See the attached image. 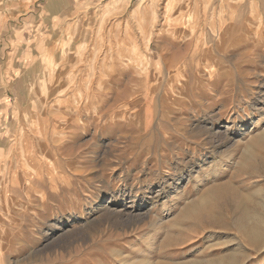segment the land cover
<instances>
[{
	"label": "rangeland",
	"instance_id": "obj_1",
	"mask_svg": "<svg viewBox=\"0 0 264 264\" xmlns=\"http://www.w3.org/2000/svg\"><path fill=\"white\" fill-rule=\"evenodd\" d=\"M263 130L264 0H0V264H264Z\"/></svg>",
	"mask_w": 264,
	"mask_h": 264
},
{
	"label": "bare ground",
	"instance_id": "obj_2",
	"mask_svg": "<svg viewBox=\"0 0 264 264\" xmlns=\"http://www.w3.org/2000/svg\"><path fill=\"white\" fill-rule=\"evenodd\" d=\"M254 138L252 139V140H250V141H253V142H255V143H257L259 146H260V150H259V152L257 153V152H254V151H252L251 150V148H245L243 151H242V153H241V156H240V163H239V168H240V170H239V172H241V171H245V170H247V173H248V169H250V171H249V173H251V174H248L249 176H256L255 174H257L258 172H262V174L264 173V130L263 131H261V132H259V133H257L256 134V136H253ZM249 144V142L247 143V145ZM251 144H252V142H251ZM257 148V147H256ZM253 149V148H252ZM42 152V151H41ZM29 170V169H28ZM30 172V171H29ZM232 187V186H231ZM244 187V186H243ZM236 188V187H235ZM217 190V189H216ZM236 190H238V189H236ZM250 190V189H249ZM37 191V190H36ZM246 191V190H245ZM212 192V191H211ZM219 192V191H218ZM242 191H240V193H241ZM244 193V192H243ZM263 193H264V191H263ZM222 194V193H221ZM220 194V195H221ZM251 194H252V192H251ZM246 195V194H245ZM244 195V196H245ZM209 196H211V195H209ZM225 197V196H224ZM226 199H228V198H226ZM248 199V198H247ZM250 199V198H249ZM231 200V199H230ZM253 200H254V198H253ZM220 201H223V197H222V200H220ZM225 201V203L227 202V203H229L228 201H226V200H224ZM243 201V200H242ZM248 201V200H247ZM259 201V200H258ZM240 202H241V200H240ZM244 202V201H243ZM251 202V201H250ZM246 203V202H245ZM248 203V202H247ZM253 203V202H252ZM251 203V204H252ZM230 204V203H229ZM234 204H236V203H234ZM242 204V203H241ZM240 204V205H241ZM256 204V203H255ZM254 204V205H255ZM223 205V204H222ZM226 205H228V204H226ZM247 205H250V204H247ZM257 205H259L260 207H262V206H264V204H262V203H258ZM231 206V205H230ZM256 206V205H255ZM208 208V207H207ZM251 208H253V207H251ZM229 209H231V208H229ZM233 209V208H232ZM242 209V208H241ZM255 209V208H254ZM200 211V210H199ZM233 211V210H232ZM196 212H198V211H196ZM253 212V211H252ZM251 212V213H252ZM192 213V212H191ZM208 213V212H207ZM206 213V215H210V214H207ZM234 213V212H233ZM194 214V213H193ZM248 214V213H247ZM212 215V214H211ZM254 216H255V214H253ZM252 215V216H253ZM196 216H197V213H196ZM215 216V215H214ZM247 216V215H246ZM212 217H213V215H212ZM249 217V216H248ZM251 217V216H250ZM263 217V216H262ZM217 218V217H216ZM220 218V217H219ZM222 218V217H221ZM237 218V217H236ZM253 218V217H252ZM255 218H256V216H255ZM241 219H242V217H241ZM245 219V218H244ZM249 219V218H248ZM247 219V220H248ZM256 219H258V218H256ZM255 219V220H256ZM243 220V219H242ZM246 220V219H245ZM250 220H251V218H250ZM209 221V220H208ZM249 221V220H248ZM248 221H247V224H248ZM258 222L260 221V219L259 220H257ZM262 221V220H261ZM210 222H212V221H210ZM246 222V221H245ZM250 222V221H249ZM257 223V222H256ZM260 223H263V221L262 222H260ZM259 223V224H260ZM215 224H216V222H215ZM245 224V223H244ZM212 225H213V222H212ZM218 225H219V223H218ZM260 225H262V224H260ZM264 225V224H263ZM214 226H216V225H213V227ZM217 227V226H216ZM243 227H245V225H243ZM250 227V226H249ZM253 227H255L254 228V230L256 229V226L255 225H253ZM247 228V227H246ZM252 228V227H251ZM250 228V229H251ZM248 230V229H247ZM252 230V229H251ZM247 231L248 233L249 232H252V233H249L250 234V236L248 235V241H249V245H251V246H257L256 245V243H258V245L260 244V243H262V240H264V226L262 227L261 226V228L258 230V228H257V230L258 231ZM247 241V242H248ZM260 242V243H259ZM258 247V246H257ZM256 247V248H257ZM207 263V262H206ZM210 263V262H209Z\"/></svg>",
	"mask_w": 264,
	"mask_h": 264
}]
</instances>
